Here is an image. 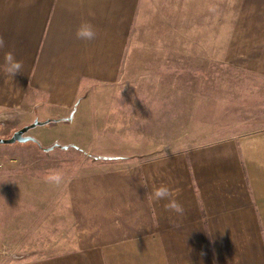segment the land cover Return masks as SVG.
<instances>
[{
  "label": "crops",
  "instance_id": "1",
  "mask_svg": "<svg viewBox=\"0 0 264 264\" xmlns=\"http://www.w3.org/2000/svg\"><path fill=\"white\" fill-rule=\"evenodd\" d=\"M82 22L93 40L77 39ZM0 37V63L12 51L23 64L12 80L0 72V117H78L85 154L125 162L67 182L66 240L51 225L56 253L7 264H264V129L167 153L148 136L108 151L132 133L131 118L148 117L153 133L196 132L203 95L188 85L206 68L264 79V0H0ZM173 101L183 103L172 114ZM188 116L194 130L172 121ZM160 184L179 190L183 216L149 201Z\"/></svg>",
  "mask_w": 264,
  "mask_h": 264
},
{
  "label": "rangeland",
  "instance_id": "2",
  "mask_svg": "<svg viewBox=\"0 0 264 264\" xmlns=\"http://www.w3.org/2000/svg\"><path fill=\"white\" fill-rule=\"evenodd\" d=\"M144 68L147 66L143 65V69L136 70L146 74ZM177 75L178 73L172 69V76ZM189 87L188 92L196 91L197 94L200 90L202 92V105L200 110H197V114H202L197 120H201L197 121L196 128L194 117L191 116L172 117V121L175 123L179 119H185L191 124L192 130L197 129L196 132L183 133L175 130L171 133H153L148 130V117H140L139 124L134 122L136 119L131 118L133 125L127 127H133L132 133H125L120 143H113L108 151L126 153L131 146L124 143H135L137 137H141V141L143 136H148V144L154 141L155 145L161 148L160 151L167 153L180 151L185 144L208 143L214 139L226 138L231 133L241 135L264 129V79L235 68L218 65L204 70L201 85L199 82L196 88L191 85H188ZM182 103L172 102V114L179 110L178 107L180 108ZM189 113L194 114V110L188 109ZM35 121L36 119L31 124ZM72 124L49 123L26 133V136L32 137L40 145L31 142L0 145V264L19 261L20 258L32 259L56 253L59 246L51 243V225L60 228L59 240H66L67 182L99 171L101 168L125 164L124 161L112 163L113 161L95 159L97 155L93 153L88 155L74 148L64 150L54 147L73 146L82 150L83 142L88 141L87 135L78 117ZM28 125L30 124L21 122L20 118L14 115L2 116L0 139H8L14 132ZM134 128H139L140 131L144 129L146 133H134ZM167 142L171 145H167ZM94 145L98 146L95 148L96 151L102 150L97 142ZM132 146L131 151L138 149ZM50 147H53V150L43 151L44 148ZM144 147L143 144L140 151H149V148ZM51 169H60L64 172V181L59 186L49 184L43 179ZM52 204L59 207V212L53 213L55 209Z\"/></svg>",
  "mask_w": 264,
  "mask_h": 264
},
{
  "label": "clouds",
  "instance_id": "3",
  "mask_svg": "<svg viewBox=\"0 0 264 264\" xmlns=\"http://www.w3.org/2000/svg\"><path fill=\"white\" fill-rule=\"evenodd\" d=\"M75 35L77 39L83 41L93 40L96 36V32L90 23L82 22ZM5 48V41L3 37H0V50ZM23 64L21 61L17 60L12 51H6L3 54V63H0V72H3L11 80L22 70ZM64 172L60 169H51L43 177L45 182L59 186L64 181ZM144 188L148 189V184L145 182L142 185ZM179 190H173L165 184H160L159 186L152 185L150 190L147 192L148 199L154 204H159L161 201H166L163 207L166 211L175 213L177 216H183L184 208L176 199ZM178 226V225H176Z\"/></svg>",
  "mask_w": 264,
  "mask_h": 264
},
{
  "label": "water",
  "instance_id": "4",
  "mask_svg": "<svg viewBox=\"0 0 264 264\" xmlns=\"http://www.w3.org/2000/svg\"><path fill=\"white\" fill-rule=\"evenodd\" d=\"M71 120V118H69ZM51 123L50 121L46 122H39L35 121L33 124H30L28 126L23 127L22 129L17 130L12 134V136L8 139H0V145H13V144H26V143H36V140L33 139L30 136H26V133H28L31 129H34L36 127L44 126ZM54 147L62 148L64 150H67L69 147H60L58 145H54ZM53 150V147L50 148H44L43 151L48 152Z\"/></svg>",
  "mask_w": 264,
  "mask_h": 264
},
{
  "label": "trees",
  "instance_id": "5",
  "mask_svg": "<svg viewBox=\"0 0 264 264\" xmlns=\"http://www.w3.org/2000/svg\"><path fill=\"white\" fill-rule=\"evenodd\" d=\"M51 122V121H50ZM52 123V122H51ZM36 145H40L39 142L36 141L35 143ZM69 148H74L75 150L79 151V152H82V150H79L78 148H75L73 146H69Z\"/></svg>",
  "mask_w": 264,
  "mask_h": 264
}]
</instances>
